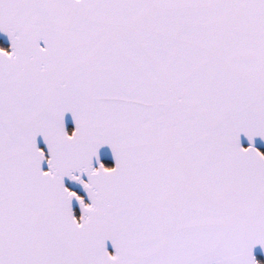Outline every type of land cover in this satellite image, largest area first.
<instances>
[{"label":"snow or ice","instance_id":"snow-or-ice-1","mask_svg":"<svg viewBox=\"0 0 264 264\" xmlns=\"http://www.w3.org/2000/svg\"><path fill=\"white\" fill-rule=\"evenodd\" d=\"M0 31V264H264V0H0Z\"/></svg>","mask_w":264,"mask_h":264},{"label":"water","instance_id":"water-1","mask_svg":"<svg viewBox=\"0 0 264 264\" xmlns=\"http://www.w3.org/2000/svg\"><path fill=\"white\" fill-rule=\"evenodd\" d=\"M0 40H2L4 42V44H6L7 46L9 45V47L11 48V40H10L9 36L6 33H4L3 31H0ZM43 43L44 42L41 41L42 46H43ZM66 126H67V130L69 131V133H71V131L75 127L73 117L70 113L66 115ZM241 141H242V144L244 147H248L249 144L252 143V141H249L247 136L243 135V134L241 137ZM38 142H39L40 147H44L46 149V144H45L42 136L38 137ZM255 147L258 148L260 151L264 152V138L256 137L255 138ZM100 158L103 162L104 161L105 162H112L113 165H115L114 154L112 152V149L109 146H104L101 149ZM43 167L45 169L48 168V164L46 161L44 162ZM83 178L86 180L87 175L85 174V176ZM65 183L70 189L76 191L80 196H83L86 203L91 202L86 189L83 187V185L81 183H79L77 181H73L72 179H70L68 177H65ZM72 208H73V212H74L75 216H76V211H78L79 217L76 216V218L79 219L83 214L80 201L74 198L73 202H72ZM107 250L112 254L115 253V247H114L111 240L107 241ZM254 254L257 256L258 259L261 258L262 262H264V247L257 245L256 248L254 249Z\"/></svg>","mask_w":264,"mask_h":264},{"label":"flooded vegetation","instance_id":"flooded-vegetation-1","mask_svg":"<svg viewBox=\"0 0 264 264\" xmlns=\"http://www.w3.org/2000/svg\"><path fill=\"white\" fill-rule=\"evenodd\" d=\"M0 47H3V48H6V49H9L10 50V47L9 45L7 46L6 44H4V42L2 40H0ZM71 130V129H70ZM105 165L108 166V167H112L114 166L112 162H105ZM76 216L79 217V214H78V211H76Z\"/></svg>","mask_w":264,"mask_h":264},{"label":"trees","instance_id":"trees-1","mask_svg":"<svg viewBox=\"0 0 264 264\" xmlns=\"http://www.w3.org/2000/svg\"><path fill=\"white\" fill-rule=\"evenodd\" d=\"M259 260H261V261H262V259H261V258H259Z\"/></svg>","mask_w":264,"mask_h":264}]
</instances>
